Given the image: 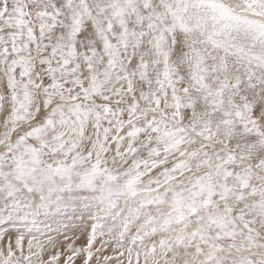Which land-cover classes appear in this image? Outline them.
Instances as JSON below:
<instances>
[{
    "label": "snow or ice",
    "instance_id": "1",
    "mask_svg": "<svg viewBox=\"0 0 264 264\" xmlns=\"http://www.w3.org/2000/svg\"><path fill=\"white\" fill-rule=\"evenodd\" d=\"M0 264H264V0H0Z\"/></svg>",
    "mask_w": 264,
    "mask_h": 264
}]
</instances>
